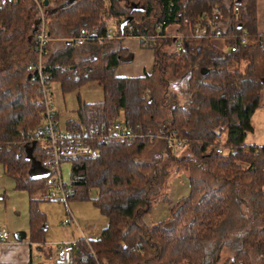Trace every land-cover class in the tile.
Listing matches in <instances>:
<instances>
[{
  "label": "trees",
  "instance_id": "1",
  "mask_svg": "<svg viewBox=\"0 0 264 264\" xmlns=\"http://www.w3.org/2000/svg\"><path fill=\"white\" fill-rule=\"evenodd\" d=\"M65 1L45 5L52 38L92 26L103 35L109 18L116 25L114 38L81 46L63 41L46 60L63 93L89 81L103 91L101 101L79 99L77 120L66 122L69 130L85 131L99 151L93 159L70 162L68 202L91 200L107 219L98 237L75 240L71 264H264V146L245 142L264 87L257 0ZM214 8L224 30L213 38L193 36V27ZM127 16L131 33L121 26ZM37 22L30 0L0 5V164L29 195V240L44 243L39 203L50 200L41 163L47 150L28 137L42 119L33 97L37 81L27 70ZM159 24L168 37L149 44L140 38L154 51L151 72L116 76L118 64L132 59L118 36L149 37ZM173 32L182 35L180 50L168 49ZM118 119L133 129L132 142L120 143L106 132ZM172 130L186 140L177 154L161 137ZM173 170L186 175L189 194L172 204L165 188ZM157 201L169 205V216L148 225L143 216ZM223 246L229 254L222 259Z\"/></svg>",
  "mask_w": 264,
  "mask_h": 264
},
{
  "label": "built area",
  "instance_id": "2",
  "mask_svg": "<svg viewBox=\"0 0 264 264\" xmlns=\"http://www.w3.org/2000/svg\"><path fill=\"white\" fill-rule=\"evenodd\" d=\"M20 0H0V5L18 3ZM32 3V9L36 12L38 17L37 28L33 37V53L34 59L28 63L27 70L30 72L37 81V86L34 91L33 97L38 101L41 111L42 119L35 130V132L28 136L29 141L40 142L47 150V157L42 160V165L47 170L46 183L49 186L48 199L52 201H58L65 204L67 211V219L62 223L69 224L75 222V219L68 208V195L71 192V188L68 187V180L63 177L61 166L66 161H74L78 159H93L99 151L96 146L91 142H88L83 137L85 131H72L65 127L60 126L57 112L54 104L53 89L51 73L47 70L46 60L48 56V46L50 42V35L47 28V19L45 16L44 0H30ZM236 2L237 0H232ZM238 6H234V12L237 13ZM103 35H99L97 27H81L75 35L65 39L70 41V44L81 46L88 41L97 40L98 42L104 39L114 38V30L107 28ZM160 26L157 25L155 34L149 37L136 36L137 38L144 39L145 44H149L152 39L162 37L160 34ZM123 28H126L130 33L133 30V26L130 22H127ZM193 36L201 37L207 36L210 38L218 37L222 30H224V22L219 9L214 8L211 12L204 13L202 16V22L193 27ZM129 33V34H130ZM157 33V34H156ZM168 37L167 35H163ZM172 38V47L175 50H180L182 45V35L173 32L169 35ZM122 36H118L120 38ZM247 41L245 32H242L241 43ZM225 47V46H224ZM223 47V48H224ZM231 50H235V47H231ZM106 132L115 137L120 143H130L135 139L133 129L125 124L122 120H115L106 128ZM217 139L222 136V130L220 128L215 130ZM166 140L167 146L171 148L175 154L179 153L185 146V138L178 135L175 130L169 131L166 135L161 136ZM102 141V138H98ZM153 137L150 136V141ZM217 151L222 153L224 148L219 145ZM8 238V231L4 228L0 230V243H5ZM76 247L75 240H66L58 244L53 264H71L72 253Z\"/></svg>",
  "mask_w": 264,
  "mask_h": 264
},
{
  "label": "rangeland",
  "instance_id": "3",
  "mask_svg": "<svg viewBox=\"0 0 264 264\" xmlns=\"http://www.w3.org/2000/svg\"><path fill=\"white\" fill-rule=\"evenodd\" d=\"M168 49H173L172 45L169 46ZM131 62H127L126 64ZM52 89L54 104L57 114L59 116L60 126L65 128L66 122L68 120H77L75 110L77 108L79 99L84 102H98L103 99V91L101 89V86L95 81H89L86 84H83L82 86L67 91L65 93L62 92L59 82L53 81ZM251 121L254 126V129L253 131L247 133L246 142L249 144L256 143L264 145L263 107H259L258 109H256ZM70 168L71 163L69 161H66L65 164L61 166L63 177L65 180L70 179ZM174 172L168 176L165 188V194L167 195L170 200V203L172 204L176 203L181 198L189 194L188 180L185 174L182 171H178L176 173ZM38 194H36V196L39 197L40 195ZM94 194L95 190H91L89 192V196H94ZM157 202H160V206H158L157 210H159L161 207L162 209H166V211L168 208L169 211V205L166 202ZM157 202H155L154 204H156ZM28 203V193L25 190H21L16 187L14 179L3 172L2 164H0V228L4 227L8 231V233H10L11 238H14V232L17 229H12L6 224L7 218L5 216H9L8 218H11L12 220L17 219L18 221H22L25 218L26 222V215H24V211H26L27 223L29 224ZM4 207L6 208V210H4ZM68 207L73 212L81 230L85 233V236H87V238L91 239L98 237L102 228L105 227V225L107 224L106 217L100 213L98 208L94 205L91 200L71 199L68 202ZM39 210L45 215L44 222L45 226L49 227L47 229L49 238H61L65 234H69V236L74 239H78L81 237L80 229H78L73 224V222H71L70 225L67 226H64L62 224V222L67 219V210L63 203L42 199L39 203ZM148 213L149 214L147 215L146 219L151 220L152 222H157L153 221L157 219H152V214L154 212L151 213L150 211ZM164 214L161 213L160 218H163L162 216H164ZM168 216L169 213L167 214L165 219H167ZM28 231L26 230V232ZM19 232H23L22 229H20ZM45 240H48V238H46ZM225 249L228 248L223 246L221 255L222 259L224 257H227V255L229 254V252L227 254V251ZM43 257L40 256L39 259L41 261H45L44 259H46V257Z\"/></svg>",
  "mask_w": 264,
  "mask_h": 264
},
{
  "label": "crops",
  "instance_id": "4",
  "mask_svg": "<svg viewBox=\"0 0 264 264\" xmlns=\"http://www.w3.org/2000/svg\"><path fill=\"white\" fill-rule=\"evenodd\" d=\"M69 1H72V0H66L64 3H68ZM48 4H50L51 6H55L53 0H48ZM256 8H257L258 28L260 31L264 32V0H257ZM106 25H107V28H112V30H115L114 29L116 26L115 25V19L109 18L106 21ZM50 38L51 39H50L49 46H48L49 52L59 49L61 47V44L63 43V41H66L65 39H67V37H65V36L64 37H57L55 39H52V37H50ZM118 41H119V45L122 48L126 49L127 51H129L132 54V59L129 61V62H131V61L132 62L128 63V64H126L127 62L118 64V66L115 69V75L116 76H118V77H136V76L143 75L145 72H151V70L153 68V64H154V51H153V49L143 47L140 44L139 38H137L136 36H122V37L118 38ZM115 45L117 46L118 44L113 43V46H115ZM259 107L264 108V87L261 89V92H260L259 106L257 107V109ZM57 117H58V121H59L58 114H57ZM251 119H252V117H251ZM251 123H252V121H251ZM59 124H60V122H59ZM252 126H253V124H252ZM253 129H254V126H253L251 131H253ZM246 136H247V134H246ZM245 142H246V137H245ZM247 144H249V143H247ZM251 144H256V143H251ZM257 145H261V144H257ZM261 146H264V145H261ZM188 187H189V184H188ZM159 204H160V202H157L156 204H154L155 207L153 206V209L150 210L151 213L154 212L152 214V219H157V220H153V221H157V222L164 220L166 218L167 214L169 213L168 208H167V211H166V209H162L161 207L159 210H157L158 206H160ZM4 210H6L5 207H4ZM69 210H70V208H69ZM71 213L74 216L72 211H71ZM161 213H163V214L165 213L164 216H162L163 218H160ZM148 214L149 213H147L143 216V221L148 225H152V224L157 223V222H152L151 220L146 219ZM24 215H26V222H25V218L22 221H18L17 219L12 220L11 218H8L9 216H5L7 218L6 224L10 228L17 229V230L14 232L15 233L14 238H11L10 233H9L8 243H0V264H53V259H54L58 244L61 243L62 241H66V240H76L74 238H71V236H69V234H65L61 238H49L48 230H47L49 227H46L45 239L48 238V240H45L44 243H38V242L30 241L29 236H28L29 233L26 232V230L28 231V228H29V224L27 223L26 211H24ZM74 218H75V222H73V224L78 229H80L81 237H84L85 233L81 230L79 223L77 222V219L75 216H74ZM70 223L66 224V225L63 223L62 224L64 226H67V225H70ZM44 227H45V224H44ZM2 228H4V227H1L0 229H2ZM103 228H102V230H103ZM20 229H22L23 232H19ZM102 230H101V232H102ZM101 232H100V234H101ZM19 233L24 234L21 239L15 237V235L16 234L18 235ZM85 238H87V236H85ZM40 256H42V257L45 256L46 257V259H44L45 261H41L39 259Z\"/></svg>",
  "mask_w": 264,
  "mask_h": 264
},
{
  "label": "water",
  "instance_id": "5",
  "mask_svg": "<svg viewBox=\"0 0 264 264\" xmlns=\"http://www.w3.org/2000/svg\"><path fill=\"white\" fill-rule=\"evenodd\" d=\"M48 4V0H44V5ZM131 20L130 16H127L121 23V26H124L127 22ZM68 44H70V41H66ZM23 233H19L18 235L16 234L15 237L21 239L23 237Z\"/></svg>",
  "mask_w": 264,
  "mask_h": 264
}]
</instances>
